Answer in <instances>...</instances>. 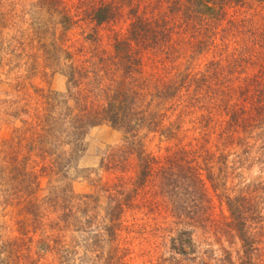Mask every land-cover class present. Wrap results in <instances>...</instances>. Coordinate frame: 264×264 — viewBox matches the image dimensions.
<instances>
[{"label": "trees", "instance_id": "1", "mask_svg": "<svg viewBox=\"0 0 264 264\" xmlns=\"http://www.w3.org/2000/svg\"><path fill=\"white\" fill-rule=\"evenodd\" d=\"M76 1L80 15L84 14L80 19L63 0H39L32 8L45 11L44 23H50L53 32L60 28L65 42L78 22L89 21L97 36L96 28L126 16L128 32L114 39L110 52L80 55V67L64 41L52 42L41 69L62 75L66 90L60 93L30 84L37 97L34 106L29 101L9 100L10 115L20 123L8 142L15 154L4 168L12 167L10 180L39 188L40 176L48 178L47 200L53 206L62 203L68 216L80 208V201L88 207L104 196L111 223L105 231L113 236L127 210L140 205L154 213L156 202L148 197H160L174 220L171 231L178 236L177 249H173L179 254H195V231L212 234L213 228L214 236L236 239L240 246L235 259L222 248V258L213 264H264V178L246 183L239 168L248 161L241 162L242 157H236L241 154H235V148L252 140L249 135L257 129L247 123L248 118L264 121V16L260 12L242 17L238 11L232 14L250 3L264 10V0ZM157 7L163 10L156 12ZM21 36L26 38V32ZM91 39L97 42L98 38ZM188 46L192 51L184 54ZM230 46L239 53L225 65L221 52ZM21 47L25 46L5 53L4 82L12 85L15 97L26 86L22 78L30 79L16 73L21 65L29 63L27 71L39 69L37 57ZM203 52L214 58L203 71L161 75L160 64ZM147 56H153L147 59L148 71ZM21 58L27 61L21 63ZM236 64L241 70L232 67ZM236 74L243 75L242 85L230 86L234 79L228 76ZM102 125L121 133L120 142L102 155L99 164L114 181L100 185V195L80 199L73 192L71 176L80 173L77 164L86 151L90 130ZM241 133L245 135L239 137ZM154 138L159 142L157 155L147 147ZM163 140L167 145L160 147ZM30 159L34 168L40 167L38 172L27 171ZM260 162L264 166V157ZM3 180L0 177V184ZM140 195H144L142 205L136 204ZM212 198L228 213L216 227L211 220Z\"/></svg>", "mask_w": 264, "mask_h": 264}, {"label": "rangeland", "instance_id": "2", "mask_svg": "<svg viewBox=\"0 0 264 264\" xmlns=\"http://www.w3.org/2000/svg\"><path fill=\"white\" fill-rule=\"evenodd\" d=\"M38 1L0 0V177L4 179L0 184V264H213L212 262L222 258V248L231 251L235 259V252L240 247L238 241L236 239L227 241L224 237L214 236L213 228L210 229L212 234L208 231H195L193 238L198 246L195 254H179L178 250L175 251L173 248L177 249L175 239L178 234L177 231H171L174 220L165 210L160 197L148 195L149 199L154 198L156 202L154 213H150L146 207L140 205L138 208L127 210L113 236L105 231L111 223L106 217L108 202L104 196L97 205L92 204L88 207L82 206L80 201V208L74 209L72 211L74 214L68 216V212L63 210L62 203L53 206V203L47 200L50 197L48 178L40 176L39 188L31 183L21 185L10 180L13 176L12 167L9 171L4 168L7 162L12 163L10 159L15 154H13V149L9 148L8 142L13 130L20 127V123L10 115L9 100L16 98V104L29 101L31 106H34L37 97L30 84L54 92L62 93L66 90V79L62 75L53 74L47 69L45 73L41 69L44 68L42 61L45 57L48 59L49 54L47 56L45 54L52 42L60 44L64 41L63 46L68 48L73 56L75 55V62L80 67L79 62L82 55L85 57L90 56L91 52L112 51L114 39L124 37L129 28V20L123 16L121 20L96 28L98 29L96 36L95 32L93 34V24L89 21L78 22L65 42L66 36H61L63 32L60 28L53 32V26L48 22L44 23L47 16L45 11L32 8V5H36ZM63 2L70 9L71 14L78 15V19L83 17L84 14L80 15V6L76 0H63ZM253 5L254 10L251 3L244 4L237 10H233L232 14L238 11L240 14L236 13L237 16L242 17L244 15L253 16V13L260 12L259 14L264 16L263 8L260 9V5ZM162 10L163 8L158 9L157 7L156 12ZM172 31L173 34L177 33V30ZM22 32H26V38L21 36ZM93 36L98 38L97 42L96 40L92 42ZM185 39L189 38L186 36ZM18 46H25L21 48L29 53L32 52L37 57L39 69L27 71L30 64L21 65V69L16 73L27 75L30 79L22 78L26 86L20 95L15 97L12 85L4 82L6 81L4 74L8 70V67H5V53L15 50ZM216 50L213 49V52ZM183 51L184 54H189L192 48L188 46ZM19 52L17 51V54ZM238 53V51L234 53V48L230 46L221 52L220 59L223 64L227 65ZM150 57L153 56H147L145 61L146 71L150 70V60H147ZM23 59L21 58V63L27 61ZM213 59L212 53L203 52L195 54L194 58H185L175 63L174 61L166 62L163 65L160 64L159 67L161 75L171 77L177 72L186 70L188 73L201 72ZM237 66L239 69H236ZM232 67L237 71L241 70L239 64ZM36 71L38 72L35 73ZM228 78L232 81L234 79V83H229L234 87L242 85L244 77L236 74L229 75ZM235 80H240V84ZM199 116L200 113H197L196 117ZM251 116H253L252 113L249 117ZM259 120L255 116L248 118L247 123L257 129L249 135L252 140L243 141L235 148L237 151L235 154H241L236 157H242L241 162L244 159L248 161L243 162L244 168H239L240 172H243L241 177L246 180V183L254 179L260 180L259 177L264 178V166L260 162L264 157V141H262L264 121ZM243 135L245 134L241 133L239 137ZM120 140L121 133L108 125L90 130L85 140L86 151L77 164L80 173L78 176L75 174L71 176L73 192L80 199L84 195H100L99 186L105 183L111 184L114 181V176L100 169L99 164L102 155ZM214 141L215 139L212 142ZM158 143L155 138L152 142H147L148 150L156 155L159 154L157 153ZM166 145L164 141L160 147ZM26 166L30 173L40 170V167L34 168L32 159L27 161ZM129 175L134 178L133 173ZM143 198L144 195L138 196L136 204L142 205ZM210 209L211 220L215 222L214 227L223 222V217L228 216L226 209L216 198H212Z\"/></svg>", "mask_w": 264, "mask_h": 264}]
</instances>
